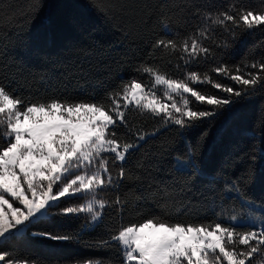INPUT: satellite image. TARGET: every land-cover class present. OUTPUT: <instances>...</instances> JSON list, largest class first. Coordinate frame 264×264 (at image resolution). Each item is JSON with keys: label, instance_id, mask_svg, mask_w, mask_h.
<instances>
[{"label": "trees", "instance_id": "obj_1", "mask_svg": "<svg viewBox=\"0 0 264 264\" xmlns=\"http://www.w3.org/2000/svg\"><path fill=\"white\" fill-rule=\"evenodd\" d=\"M230 5L260 10L264 0H0V83L33 98L60 95L72 100H99L121 80L137 77L149 83L146 74L133 71L135 65L146 62L174 79L195 71L240 88L211 69L221 63L230 69L243 67L245 62L264 58V26L251 32L237 29L235 36L217 26L214 36L203 40L212 55L207 60L201 57L200 62L185 64L179 59L181 53L165 54L160 49L149 56L151 44L163 35L162 18L179 40L195 32L202 13L227 10ZM192 86L206 94L226 95L210 84ZM45 92L47 95H42ZM189 99L193 108L212 107ZM232 99L236 103L229 111L197 122L199 126L190 129L165 126L159 119L130 112L131 131H122L127 142L141 145L127 157L126 170L132 178L103 194L110 202L117 196L125 200L122 209L110 204L100 222L89 226L85 214H57L60 208L83 203L76 197L62 198L59 207L35 221L27 235L2 240L0 250L27 257L33 264H81L89 259L119 264L120 253L115 248H99L96 242L109 239L122 225L143 222L153 215L171 222L208 223L216 220L217 212L223 215L231 209L228 214H234L239 211L238 202L230 203L224 187L245 172L254 177L246 185V195L261 204L264 88L250 97ZM137 132L147 134L144 141L136 139ZM189 146L197 147L193 162L198 175H181L174 167ZM117 173L118 168L113 169V175ZM165 189L171 195L164 199H137L153 192L162 197ZM166 201L168 206H161ZM259 214L255 210V215ZM31 232H52L72 239L52 241L33 237Z\"/></svg>", "mask_w": 264, "mask_h": 264}, {"label": "snow or ice", "instance_id": "obj_2", "mask_svg": "<svg viewBox=\"0 0 264 264\" xmlns=\"http://www.w3.org/2000/svg\"><path fill=\"white\" fill-rule=\"evenodd\" d=\"M161 23L163 35L151 44L149 56L157 49L165 54L179 52V59L189 64L212 55L203 40L211 39L217 26L232 36L237 29L251 32L262 28L264 7L256 10L230 5L227 10L204 12L195 32L179 40L163 18ZM211 70L241 87L213 81L207 73L201 76L195 71H187L183 79H174L146 62L135 65L133 71L146 74L149 83L137 77L121 80L99 100H72L60 95L33 98L0 83V240L27 235L35 221L54 212V206L59 207L62 198L76 197L83 203L60 208L57 214H85L89 226L100 222L103 210L110 204L122 209L125 200L117 196L110 202L103 194L132 178L126 170L127 157L141 145L127 142L122 131H131L127 119L130 112L159 119L165 126L190 129L198 127L197 122L229 111L236 103L233 96L250 97L258 88H264V58L232 69L221 63ZM196 83L210 84L226 95L206 94L192 86ZM189 96L212 107L193 108ZM135 135L144 141L147 134ZM196 153L197 147L189 146L184 157L177 158V173L199 174L193 162ZM117 168L118 173L113 175ZM253 178L245 172L225 184L230 203L238 202L239 211L234 214H228L231 209L223 215L217 212L216 220L208 223L171 222L153 215L143 222L122 225L109 239L96 242L97 247L115 248L120 253L119 264H264V202L258 205L246 195V185ZM170 195L165 189L162 197L153 192L137 199H164ZM161 206L167 207V201ZM257 209L259 215H255ZM31 235L52 241L72 239L52 232ZM0 264L33 262L0 250ZM81 264L104 262L89 259Z\"/></svg>", "mask_w": 264, "mask_h": 264}, {"label": "rangeland", "instance_id": "obj_3", "mask_svg": "<svg viewBox=\"0 0 264 264\" xmlns=\"http://www.w3.org/2000/svg\"><path fill=\"white\" fill-rule=\"evenodd\" d=\"M161 95L163 94L162 92L160 93ZM187 95V94H186ZM16 206H18V205H16ZM257 211H259L258 209H257ZM249 223L251 224V221H249ZM2 240H0V242H1Z\"/></svg>", "mask_w": 264, "mask_h": 264}]
</instances>
